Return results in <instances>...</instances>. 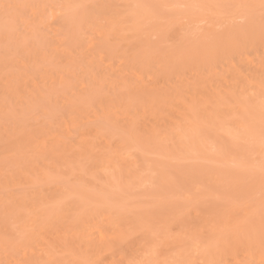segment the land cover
Wrapping results in <instances>:
<instances>
[{
    "label": "rangeland",
    "instance_id": "rangeland-1",
    "mask_svg": "<svg viewBox=\"0 0 264 264\" xmlns=\"http://www.w3.org/2000/svg\"><path fill=\"white\" fill-rule=\"evenodd\" d=\"M97 1L96 7V0H0V218H2V221L0 220L2 223L0 234H2L1 227H7L8 225L9 236L7 239L10 237V240L8 239V246L11 247L20 242L32 243L37 239H33L34 241H32L31 238V242L29 232L34 228L37 229L38 227L40 229V227H44L45 225L46 227L43 229L45 230L44 237L45 239L50 238L46 239V241H54L55 250L61 245L60 243L64 244L67 249V251L62 253L59 251L57 256H53L52 262L48 259L49 264H54L55 262L58 264L57 261L62 264H79L77 260L82 258L79 255L80 249L73 245V241L71 238H67V235L71 237L74 234L77 228V225L74 223L75 221L78 222V218L81 219L82 215L84 218L86 214L91 216L92 213V216L98 217V219L96 217L91 218L97 222V226L93 230L95 234H102L103 237H107L106 241L109 242L113 238L114 233L119 229L118 227L123 226V230L126 229L125 231L128 233V239L114 248L110 246L111 249L108 248L101 252H98L93 247H89L86 260L90 264H130V261L133 260L159 261L160 264H165L166 261L172 260H191L193 264H216V262L217 264H242V262L249 260H254L257 263L261 260L260 178L258 173L250 175L244 172L239 165L242 162H258L261 157L260 145L258 144V140L254 143L249 141L246 143L245 139L241 138L237 140L234 137L238 135V130L241 129L243 123L253 117L258 126L259 97L262 93L261 90L263 89L264 91V26L261 23L260 13L258 9L251 15H247L237 9L208 7L207 10V7L192 9L174 6L192 4L206 6L207 4L208 6L259 4V0H203L204 3L202 0ZM105 4L107 5L105 6ZM5 5L12 7L6 8ZM163 5H168L169 7H161ZM72 6H74L73 9ZM78 6L80 7L78 8ZM128 7L131 10H135L138 15L142 12V15L138 18L140 21L138 25L142 29L138 25L136 27L140 29H134L133 26L132 29L128 26L129 30L125 29L126 31L120 32V29L124 25L121 21L119 23V19H121L120 14L123 13L125 18ZM52 8H55L56 14H62V17L47 18V13L53 10ZM61 8L65 11L67 9V13L68 11L72 13L74 10L70 15L73 17V24L78 31L77 33L74 28L75 34L80 35V38L76 37V50L74 51H72V46L68 47L63 41L65 38H62V36H66L67 32L60 36H58L59 31L57 33L54 32L57 29H61L64 32V27L66 30L70 27L69 25L65 26V22L63 25V21H60L61 19H66L64 21L67 22L68 20L70 24L71 19L70 15H68L69 13L66 14ZM215 9L216 11L219 9V11L216 13ZM131 10L130 12L132 13L133 11ZM211 10L215 12V15L212 14ZM87 11L90 14L92 13V16ZM36 12L43 15L45 13V16L43 17L40 14L43 17L41 18L39 13ZM202 13L205 15L203 16ZM219 13L221 15H218ZM84 14L85 16L83 17ZM86 14L88 15L87 19ZM133 14L136 13L133 12ZM246 15L247 18H245ZM142 16L145 17L142 19ZM57 18H60V20L58 19L59 21H57ZM138 19L135 20V24ZM144 19L147 21L145 24ZM244 19H247L246 22ZM54 20L57 26H55ZM125 20L130 21L127 17ZM128 21H125V25ZM57 22H60V24H57ZM244 24L245 26H243ZM110 28H112L113 37L117 34L122 35V41L118 37L121 44L111 45V42V46L108 44V46L104 47L106 44H104L105 39L109 36V38H112L111 32H108L109 36H105V30H110ZM61 30L60 34H62ZM243 33L246 38H243ZM99 37L103 38L100 39ZM78 39L81 45L77 46ZM95 39L99 40L96 44ZM87 40L89 41L87 42ZM82 41L83 43H81ZM219 42H221L220 45H218ZM64 45L67 47L65 48ZM88 46H91V50L87 49L88 53H86L85 49ZM257 47L260 49L257 50ZM222 48H226L224 50L225 53L221 50ZM238 49L242 51L243 55L240 54L241 51H237ZM248 50L249 57L253 58L252 61L247 56ZM252 50L253 53H251ZM83 51H85L86 55ZM69 53L75 58L79 57L74 62V58L71 56L75 65L79 69L81 68L80 71L78 69L77 72L76 68H72L75 65H72V59H68ZM231 53L234 54H232V57ZM200 54L202 55V63L199 61L201 59ZM203 58L205 63L203 66H206L207 70L202 67ZM258 60H260V63L263 61V64H261L262 72L261 68L259 69L260 64ZM89 61H93L92 64H94L91 65ZM213 61L214 65L212 64ZM86 62L87 64L89 63L90 71L88 72L92 70L93 73L87 72L86 68L88 66L85 67ZM197 63L198 71L195 69L197 68ZM78 64L82 65V67H79ZM257 67L259 71H255ZM138 68L142 70L140 69L139 71ZM229 68L232 70H230L231 72ZM33 69H35V72ZM83 69H86L85 72L88 76L92 74L94 80L98 75V80L104 78L105 83L102 80L103 84L101 82L99 86L102 85L105 88H101L95 94L93 93L94 95L90 102L86 101L87 99L84 101L85 104L83 103L82 105L85 106V109H78L79 105L78 107L76 105L72 107L68 106L70 109L65 108L68 105V102L65 105V101L71 102L72 105L71 100L73 97L71 98L70 95H74L73 92L75 90L77 92L75 94L83 91L81 89L82 91L79 92V86L83 88L82 79L86 78L83 76ZM164 69L167 74L163 73L165 72ZM242 69L243 73H241ZM170 70L175 75L171 76ZM159 71H162V73ZM239 71L241 72L239 73ZM75 72H77V77ZM105 73H108L106 78ZM143 73L146 75L144 76ZM157 74L166 79L163 81L160 78L158 81ZM92 75L86 80L90 82V79H93ZM79 76L83 78L80 80ZM62 77L65 80H62ZM140 77H143V82ZM53 78L55 79L54 83L57 80L60 82L62 80L61 84L57 81L58 85L60 84V87L63 85L64 87H61V89L65 91L67 89L68 92H66L68 94L65 91L63 93L61 89L60 91L59 89L53 90L52 87L48 88V90L52 89L51 101L53 99L52 104L51 101L49 102V107H45V103L35 101V99L34 103L32 99L28 100L32 95L29 91H31V88L33 91L35 83L41 84L40 87H43V84H47V87L52 84ZM156 78L157 80H155ZM45 79L47 82H45ZM69 79L73 80V83ZM207 79L208 82L206 83ZM121 80L127 82L129 85L131 92L129 91L127 95H120L122 94V90H124V87H122L124 82L121 86ZM134 80L140 84V88L139 86L136 87ZM112 81H115L116 84L112 83ZM84 82L86 83V81ZM54 83L52 84L53 87ZM118 84H120L119 87H117ZM71 88L72 92H69ZM117 88H120L119 91L121 92L119 94ZM121 88L123 89L121 90ZM175 88L177 89L175 90ZM219 89H221L220 93H218ZM158 90L160 92L155 93V95L153 91L158 92ZM209 91H212L211 95ZM54 92L55 95L53 94ZM64 94H66V98ZM104 94H107V96H104ZM136 94L139 97H136ZM133 95L136 97V100L133 99V103L130 104ZM168 95L173 99H168ZM124 96L127 97V100ZM111 97L113 102L109 99ZM206 97L207 100H204ZM219 97H221V100L222 98L225 100V104L224 101H219ZM160 100L161 102H159ZM240 100L243 101L240 102ZM203 103L206 109L209 108L208 111H204ZM91 104L92 107H90ZM63 105L65 107H62ZM110 105L114 111L115 109L119 110H116L115 113L111 110ZM97 108L100 113L106 116V120L100 116L101 114L98 113ZM122 108L124 109L122 110ZM4 109L6 112H4ZM96 109L97 113L95 115ZM179 110L180 112H178ZM110 111L111 113H109ZM117 113L119 116H117ZM111 114L113 115L111 116ZM62 118L67 121L71 120V123L68 121L69 124L67 123L66 126L72 133L65 128V121ZM77 119L78 121H76ZM72 120L75 124L81 121L80 127L77 125L76 129L73 128L72 124L74 126L75 124ZM112 124L114 125L112 126ZM98 125L104 129H102L103 136L100 135L98 137L100 142L97 141V144H91V141L88 140L93 139L92 135L96 139L95 134H97ZM80 129H84V131L87 129V132L89 130L88 135L90 134L92 138L89 137L87 140L86 136H84L86 135V131L82 135L81 131L79 132ZM105 130L107 131L104 132ZM74 131L78 134V138ZM191 132L193 134L192 137ZM66 133H70L74 137L70 135L69 138H65L69 136ZM61 135L64 136L65 140L67 139L66 141L69 145L65 143L63 145L61 140L64 139ZM38 136L41 137L42 141L47 140L46 144H50L51 146L52 144L56 145L57 143L55 142L61 141L64 150L59 143L56 147L61 149L56 150V152L55 150H51V152L49 149L51 155L55 154H53V157L47 158L50 154V152L48 153L50 145H48L46 148H43L45 151H43L44 154L41 152V155L40 151L37 150L39 149L37 144L40 143L39 146L43 147L44 143H42L40 138L38 139ZM83 136L88 142L84 143L86 145L90 144L91 147L85 145L84 150L87 152L86 154L84 150L81 151L82 147L81 149H79V146L77 147L80 150L78 152H83L85 156V160H83L81 165L78 164L77 157L74 158L72 156L73 154L75 156V153L78 152H69L68 148H71V146L73 148L72 142L73 144L76 143V138L78 141H81L80 137L83 138ZM59 138L61 139L60 141ZM119 139L122 140L121 143H123V140L124 143H127L124 147L121 145V149L127 152L123 153L122 150L120 157L118 152L117 158L116 151L118 150ZM92 141L93 143L96 142L94 139ZM195 142H198V144ZM92 145H94L93 148L95 150L92 149ZM26 146H28L29 150H27ZM3 147L6 150L2 149ZM52 147L55 148L54 146ZM12 148L15 149L12 151ZM19 148H21L20 154L24 152L23 155L19 154ZM88 148L90 151L92 149L93 152H90ZM101 148L104 149L103 152H101ZM74 149L76 150V147ZM128 149L131 150L129 151ZM61 150L63 152L66 150L65 153L68 151V154L66 153V156L65 154L62 155ZM33 151H35L34 154L32 153ZM108 152L109 155H107ZM110 152H112L111 155ZM45 155L47 156L45 157ZM23 156L22 160L21 157ZM62 156H65L66 160ZM104 156L107 160H105ZM80 157L83 159L82 154ZM25 162L27 165H24ZM53 164L55 165L52 167ZM27 171H34L35 173L33 172L34 175L31 172L23 174V172ZM132 171L133 173H131ZM28 174L32 175L31 179ZM47 175L48 178H46ZM30 181L33 182L30 183ZM43 181L44 183L41 184ZM57 187L61 189L58 190ZM53 191H56L57 195L59 192V195L56 197ZM51 194L55 195V197L53 195L54 202L48 203ZM39 196L43 197V199L45 198V202ZM38 197L41 200H38L37 203L36 199ZM23 198L26 199L25 203L28 199L30 202L28 203L29 205L26 204L25 208H22ZM19 199H21L20 207L19 201H17ZM75 204L80 205L79 207L81 208L77 206L80 211L78 210L77 212L76 210V214H74L75 209H72ZM31 207L32 210L30 211ZM20 209H24L22 213H25V217H21V213H19ZM37 209L40 211L37 212ZM67 210H70V216L67 214L69 213ZM40 213L41 216H39ZM42 214L48 215V218H43ZM17 215L20 219H24L21 222L17 221L19 219ZM57 216L59 217V221ZM33 219H35L36 224L34 225L36 227L34 225V227H31ZM40 220H44L43 223ZM4 221H6V225ZM65 240H68V245H65ZM97 242L101 245L103 243L96 239L92 244H97ZM32 246L34 245L32 244ZM34 247H38V242H35ZM2 253L0 261L3 264L2 259L8 257L6 256L8 253L6 252L5 254V251ZM258 255L259 259L257 258ZM43 258L46 261L50 256L46 259L45 257ZM19 259L24 258L19 257ZM37 260L43 261L39 258ZM47 261L45 262L46 264L48 263Z\"/></svg>",
    "mask_w": 264,
    "mask_h": 264
},
{
    "label": "bare ground",
    "instance_id": "bare-ground-1",
    "mask_svg": "<svg viewBox=\"0 0 264 264\" xmlns=\"http://www.w3.org/2000/svg\"><path fill=\"white\" fill-rule=\"evenodd\" d=\"M108 1H110V0H108ZM199 1V0H198ZM201 1V0H200ZM203 1V0H202ZM40 2V1H39ZM97 3H98V1L96 0V7H97ZM109 3V2H108ZM107 3V4H108ZM203 3H204V1H203ZM208 3V2H207ZM47 4V3H46ZM45 4V5H46ZM107 4H105V6L107 5ZM110 4V3H109ZM109 4H108V6H109ZM89 6V5H88ZM93 6H94V4H93ZM207 6H208V4H207ZM42 7H43V5H42ZM53 7H54V5H53ZM80 6H78V8H79ZM134 7V6H133ZM139 7V6H138ZM37 8H38V3H37ZM45 8H47V7H45ZM74 8V6H72V9ZM142 8V7H141ZM144 8V7H143ZM53 10L55 9V8H52ZM58 9V8H57ZM62 10H64L63 8H61ZM67 9H68V7H67ZM67 9H66V11H67ZM75 9H77L76 7H75ZM107 9H109L108 7H107ZM193 9V8H192ZM202 9V8H201ZM53 10H51V11H49L48 13H47V18H55L56 16H59V17H62V14H60V15H58V14H56L55 13V10H54V13H53ZM71 10V9H70ZM78 10V9H77ZM124 10H125V8H124ZM130 10L131 9H129V7L126 9V17H127V19H129L130 21H131V25H130V21H128V20H125V18H124V16H123V13H121L120 14V17H121V19H119V23H120V21H121V23L122 24H124L123 26H122V28L120 29V32L121 31H124L125 29H128V26L130 27V28H132V26L134 27V29L136 28V29H140L141 27L138 25V24H140V21H139V16L140 15H142V12L138 15V13L135 11V10H131V11H133V12H135L136 14H133V12L131 13L130 12ZM207 10H208V7H207ZM213 10H214V8H213ZM47 11V10H46ZM45 11V12H46ZM65 11V10H64ZM65 11V12H66ZM72 11V10H71ZM92 11V10H91ZM215 11H216V9H215ZM218 11H219V9H218ZM218 11H216V13L218 12ZM225 11V10H224ZM34 12V11H33ZM74 12V10L72 11V13ZM77 12V11H76ZM88 12V11H87ZM94 12V11H93ZM129 12H130V14H129ZM196 12H198V11H196ZM211 12H212V14H214L215 15V12H213L212 10H211ZM36 13H39V12H36ZM36 13H34V15L35 16H37L36 15ZM68 13H69V11H68ZM67 12H66V14H68ZM71 13V12H70ZM70 13L68 14V15H70ZM71 13V14H72ZM128 13V14H127ZM190 13V12H189ZM194 13H195V11H194ZM244 13V12H243ZM40 14H42V13H39V15ZM88 14H90V12H88ZM92 14V13H91ZM90 14V16H92ZM148 14V13H147ZM193 14V13H192ZM199 14V13H198ZM212 14H211V16H212ZM43 15V14H42ZM68 15H67V17H68ZM87 15V14H86ZM124 15H125V12H124ZM128 15V16H127ZM144 15V14H143ZM201 15V14H200ZM202 15H203V13H202ZM205 15V14H204ZM203 15V16H204ZM209 15V14H208ZM218 15H221L220 13L218 14ZM45 16V13H44V15H43V17ZM64 16V15H63ZM85 16V14L83 15V17ZM89 16V17H90ZM138 16V17H137ZM40 17H41V15H40ZM43 17H41V18H43ZM66 17V16H65ZM70 17H71V15H70ZM143 17H145V16H142V19H143ZM201 17V16H200ZM216 17V16H215ZM250 17V16H249ZM29 18H30V16H29ZM38 18V17H37ZM46 18V17H45ZM80 18V17H79ZM88 18V15H87V17H86V19ZM93 18V17H92ZM124 18V19H123ZM194 18V17H193ZM39 19V18H38ZM60 20V18H57L56 20L57 21H59ZM67 19H70V18H67ZM94 19V18H93ZM111 19H112V17H111ZM132 19V20H131ZM134 19V20H133ZM138 19V21L136 22V24L134 23L135 22V20H137ZM212 19H213V17H212ZM238 19V18H237ZM241 19V18H240ZM44 20V19H43ZM48 20V19H47ZM64 20H66V19H61L60 21L62 22L63 21V25H64V22H65V26L67 25H69L70 27H69V29L67 28V30L65 29V27H64V32H62V30H61V33L62 34H60L59 32H60V30L59 29H57V30H55L54 32H58V36H60V35H63L64 33H66V36L64 35V36H62V38L64 37L65 38V40L63 39V41L65 42V45H67L68 47H70V46H72V51H74V50H76V45H75V42H76V37L77 38H80V35H78V34H75L76 32H75V25L73 24V17H71V19H70V24L68 23V20H67V22L66 21H64ZM72 20V21H71ZM77 20V19H76ZM106 20H107V18H106ZM207 20V19H206ZM210 20V19H209ZM246 20L247 19H244V21L246 22ZM51 21V20H50ZM88 21V20H87ZM91 21V20H90ZM125 21H128L127 23H126V25H125ZM143 21H145V19L143 20ZM233 21H234V18H233ZM243 21V20H242ZM248 21H250V20H248ZM40 22V21H39ZM54 22H55V26H57L56 25V21L54 20ZM92 22V21H91ZM109 22H110V18H109ZM111 22H113V21H111ZM147 21H145L144 22V24L146 23ZM211 22V21H210ZM60 24V22H57V24ZM103 23L105 24V22L103 21ZM114 23H115V21H114ZM129 23V24H128ZM141 23H142V21H141ZM188 23V22H187ZM41 24H42V22H41ZM54 24V23H53ZM111 24V23H110ZM109 24V25H110ZM235 24V23H234ZM247 24V23H246ZM29 25V24H28ZM38 25V24H37ZM90 25H91V23H90ZM138 25V27H140V28H137L136 26ZM188 25H189V23H188ZM237 25V24H236ZM240 25V24H239ZM248 25H249V23H248ZM25 26V25H24ZM78 26V25H77ZM81 26V25H80ZM106 26V25H105ZM243 26H245V24L243 25ZM242 26V27H243ZM59 27H60V25H59ZM63 27V26H62ZM85 27V26H84ZM186 27H188L187 25H186ZM75 28V29H74ZM91 28V27H90ZM256 28H258V27H256ZM4 29V28H3ZM111 29L112 28H110V30H105V36L107 37V36H109L108 35V32L110 33L111 32V34H112V31H111ZM133 29V28H132ZM142 29V28H141ZM193 29V28H192ZM246 29V28H245ZM249 29V28H248ZM129 30V29H128ZM253 30V29H252ZM76 31H77V29H76ZM118 31V30H117ZM126 31V30H125ZM248 31V30H247ZM2 32H4V30H2ZM6 32V31H5ZM36 32V31H35ZM94 32V31H93ZM103 32H104V30H103ZM240 32V31H239ZM238 32V33H239ZM251 32V31H250ZM77 33H78V31H77ZM80 33V32H79ZM31 34V33H30ZM30 34H29V36H30ZM84 34H85V32H84ZM91 34V33H90ZM32 35V34H31ZM53 35V34H52ZM76 35H78V36H76ZM83 35V34H82ZM81 35V36H82ZM92 35H93V33H92ZM104 35V34H103ZM227 35H228V32H227ZM233 35V34H232ZM243 35H244V33H243ZM42 36V35H41ZM54 36H56V35H54ZM95 36V35H94ZM105 36H104V39H105ZM121 36L122 35H119V34H117V35H115L114 37H113V34H112V38H107V39H105V41H104V44H105V46L104 47H106V46H108V44H109V46H111V45H117V43H119V39H118V37L121 39ZM219 36V35H218ZM51 37V36H50ZM97 37H98V35H97ZM61 38V37H60ZM100 38V37H99ZM98 38V39H99ZM101 38H103V37H101ZM100 38V39H101ZM243 38H246V36L244 35L243 36ZM255 38V37H254ZM85 39V38H84ZM84 39H83V41H84ZM216 39V38H215ZM219 39V38H218ZM82 40V39H81ZM91 40V39H90ZM94 40V39H93ZM96 40V39H95ZM107 40H108V42H107ZM217 40V39H216ZM261 41H262V39H260ZM46 41V40H45ZM55 41V40H54ZM62 41V43H64ZM83 41L81 42V43H83ZM89 40H87V42H88ZM117 41V42H116ZM121 41H122V39H121ZM260 41V42H261ZM53 42V41H52ZM85 42V41H84ZM97 42H99V40L97 41H95V44L97 43ZM102 42V41H101ZM112 42V43H111ZM115 42H116V44H115ZM216 42V41H215ZM57 43H58V41H57ZM59 43H60V41H59ZM86 43V42H85ZM110 43H111V45H110ZM220 43L221 42H219V44L218 45H220ZM241 43V42H240ZM103 44V43H102ZM103 44V45H104ZM119 44H121V42L119 43ZM50 45H51V43H50ZM64 45V47L66 48L67 46H65ZM78 45H81V44H79V39H78V43H77V46ZM83 45H85V44H83ZM82 45V46H83ZM103 45H102V47H103ZM216 45H217V43H216ZM222 45V44H221ZM62 46V45H61ZM60 46V47H61ZM226 46V45H225ZM239 46H241L240 44H239ZM238 46V47H239ZM81 47V46H80ZM94 47V46H93ZM235 47V49H236V45L234 46ZM233 47V48H234ZM40 48V47H39ZM91 48V46H88L86 49H85V47H84V49H85V51H86V53H88L87 52V49L89 50ZM255 48H256V46H255ZM263 48H264V44H263ZM56 49H58L57 47H56ZM62 49H63V47H62ZM67 49H69V48H67ZM226 49V48H225ZM225 49H221V50H225ZM250 49V48H249ZM258 49H260V48H258L257 47V50ZM51 50V49H50ZM49 50V51H50ZM66 50V49H65ZM81 50H83V49H81ZM91 50V49H90ZM95 50V49H94ZM241 50L243 51V49L241 48ZM240 49H238L237 51H241ZM70 51V50H69ZM85 51H83L84 53H85ZM217 51H218V47H217ZM217 51H216V53H217ZM219 51H220V48H219ZM228 51H229V48H228ZM232 51H234V50H232ZM236 51V50H235ZM242 51H241V53L240 54H242ZM247 51V50H246ZM68 52V51H67ZM80 52V51H79ZM226 52H227V50H226ZM231 52V51H230ZM245 52V51H244ZM261 52H263V51H261ZM55 53H56V51H55ZM76 53V52H75ZM78 53V52H77ZM83 53V54H84ZM86 53H85V55H86ZM204 53V52H203ZM211 53L213 54V51L211 50ZM215 53V52H214ZM224 53H225V51H224ZM223 53V54H224ZM247 53V52H246ZM251 53H253V50L251 51ZM66 54V53H65ZM70 54V53H69ZM218 54V53H217ZM222 54V53H221ZM232 54L233 53H231V57H232ZM264 54V53H263ZM85 55H83V57H85ZM90 55V54H89ZM183 55V54H182ZM204 55V54H203ZM225 55V54H224ZM223 55V57L225 58V56ZM234 55V54H233ZM243 55V54H242ZM74 58V62H75V60L78 58L79 59V57H77V58H75L72 54H70L69 55V57H68V59H72V57ZM82 56V55H81ZM88 56V55H87ZM201 54H200V58H201ZM206 56V55H205ZM247 56L249 57V50H248V54H247ZM66 57H67V54H66ZM204 57V56H203ZM220 57H221V55H220ZM86 58V57H85ZM85 58H84V60H85ZM111 58V57H110ZM194 58V57H193ZM238 58V57H237ZM250 59H251V57H249ZM68 59H66L67 61H68ZM187 59V58H186ZM195 59V58H194ZM248 59V58H247ZM253 59V58H252ZM252 59H251V61H252ZM196 60H197V58H196ZM202 58L199 60L201 63H202ZM206 60V59H205ZM244 60V59H243ZM249 60V59H248ZM70 62H71V60H69ZM87 61V60H86ZM222 61V60H221ZM227 61V60H226ZM233 61H234V59H233ZM250 61V60H249ZM259 61V64H260V66H259V69L262 67V65L261 64H263V61L260 63V60H258ZM72 62H73V59H72ZM73 62V66L75 65V63ZM78 62V61H77ZM90 62V61H89ZM92 62L93 61H91L90 63H91V65H93L92 64ZM127 62V61H126ZM177 62V61H176ZM220 62V61H219ZM235 62V61H234ZM83 63V62H82ZM173 63V62H172ZM212 63V62H211ZM229 63V62H228ZM247 63H249V62H247ZM89 64V63H88ZM88 64H87V62H86V65H85V67H87L88 66ZM175 64V63H174ZM213 65H214V61H213V63H212ZM219 64V63H218ZM242 64V63H241ZM252 64V63H251ZM68 65H69V63H68ZM71 65V64H70ZM79 65V64H78ZM194 65H195V63H194ZM203 65H205V63H204V58H203V64H202V67L203 68H205V70H207L206 69V66L204 67ZM232 65H233V63H232ZM124 66V65H123ZM134 66H135V63H134ZM199 66H200V63H199ZM208 66H210V65H208ZM221 66V65H220ZM248 66H250V65H248ZM252 66V65H251ZM264 66V65H263ZM25 67V66H24ZM79 67H82V65L80 66L79 65ZM84 67V66H83ZM91 67V66H90ZM133 67V66H132ZM202 67H201V69H202ZM211 67V66H210ZM229 67H230V65H229ZM253 67V66H252ZM36 68V67H35ZM72 68H76L77 69V72H78V66L77 65H75V67H72ZM119 68H120V66H119ZM163 68H164V66H163ZM200 68V67H199ZM215 68H217V67H215ZM231 68H233V67H231ZM238 68H239V65H238ZM242 68V67H241ZM251 68V67H250ZM69 69V68H68ZM70 69H71V67H70ZM69 69V70H70ZM81 69V68H80ZM80 69H79V71H80ZM87 69V72L88 71H90L89 69V66L86 68ZM86 69H83L82 71H84V73H85V75H84V73H83V76H85L86 78H83V77H80L79 76V78H80V80H81V78H83L84 79V81H86V83L83 81V79H82V85H83V88L81 87V86H79L80 87V89H79V92L80 91H82L81 89H83V91L82 92H78L79 94H75V93H77L76 92V90H75V92H73L74 93V95H70L71 96V98H72V100L71 99H69V100H71L72 101V105H71V102L69 103V101H65L66 103H65V105H67V102H68V105H67V107H65V105H63L62 107H65V108H69L68 106H70V107H72V106H77L78 107V105H79V108L78 109H81V108H84L85 109V106L84 105H82L83 103L85 104V100L86 101H89L90 102V100H92V96L95 94V93H97L98 92V90H100L101 88H105V86L103 87L102 85L101 86H99L100 84H101V82H102V80H104V78H102V75H101V80L99 79L98 80V76H97V78H95V80H94V76H93V79L91 78L90 80V82L88 81V80H86V79H89V77L91 76V75H89L88 76V74L85 72V70ZM102 69V68H101ZM136 69V68H135ZM140 69L141 68H138V70L140 71ZM178 69V68H177ZM181 69H183V68H181ZM196 70L198 69V63H197V68H195ZM218 69V68H217ZM222 69H223V67H222ZM225 69V68H224ZM227 69V68H226ZM244 69V68H243ZM243 69H242V72L241 71H239V73L241 72V73H243ZM35 69H33V71H34ZM123 70V69H122ZM129 70V69H128ZM137 70V71H138ZM142 70V69H141ZM168 71H169V69H167ZM171 70H173V69H171ZM171 70H170V72L169 73H171V76H173V75H175L174 73H173V71L171 72ZM195 70V71H196ZM213 70V69H212ZM231 69L229 68V71H230ZM235 70V69H234ZM256 70H258V67H257V69L255 68V71ZM33 71H32V73H33ZM76 71V70H75ZM137 71H136V73H137ZM148 71V70H147ZM146 71V72H147ZM163 71V70H162ZM162 71H159L160 73H162ZM164 71H165V69H164ZM177 71V70H176ZM198 71V70H197ZM232 71V70H231ZM230 71V72H231ZM238 71V70H237ZM259 71V70H258ZM263 71H264V69H263ZM35 72V71H34ZM36 72H37V69H36ZM77 72H75V75H76V73ZM91 72L93 73V71L91 70ZM91 72H88V73H91ZM102 72V71H101ZM179 72H180V70H179ZM204 72V71H203ZM223 72H224V70H223ZM261 72H262V68H261ZM80 73V72H79ZM78 73V74H79ZM164 74H167L166 73V71L165 72H163ZM173 73V74H172ZM198 73H200V72H198ZM217 73H219V72H217ZM235 73V72H234ZM244 73H245V71H244ZM40 74V73H39ZM61 74V73H60ZM64 74H65V72H64ZM97 74H98V72H97ZM96 74V75H97ZM107 74L108 73H105V78L107 77ZM225 74H226V72H225ZM236 74V73H235ZM255 74V73H254ZM261 74V73H260ZM18 75V74H17ZM56 75V74H55ZM80 75H81V73H80ZM96 75H95V77H96ZM143 75H144V73H143ZM143 75H141V76H143ZM146 75V74H145ZM144 75V76H145ZM158 75V74H157ZM156 75V76H157ZM230 75V74H229ZM57 76V75H56ZM64 76V75H63ZM65 76H67V75H65ZM74 76V75H73ZM110 76H111V74H110ZM154 76V75H153ZM187 76V75H186ZM220 76V75H219ZM258 76H259V74H258ZM76 77H77V75H76ZM88 77V78H87ZM103 77H104V75H103ZM136 77V76H135ZM223 77V76H222ZM254 77V76H253ZM27 78V77H26ZM50 78V77H49ZM57 79H59L58 77H56ZM66 78V77H65ZM72 78H74V77H72ZM122 78V77H121ZM141 78V77H140ZM158 81L160 80V78L161 79H163V77H160L159 75H158ZM157 78L155 79V80H157ZM209 78V77H208ZM215 78H216V76H215ZM243 78H244V74H243ZM248 78V77H247ZM31 79V78H30ZM60 79H61V77H60ZM64 78L62 77V80H63ZM75 79V78H74ZM117 79V78H116ZM124 79V78H123ZM142 79H143V77L141 78V81H142ZM166 78H164L163 79V81L165 80ZM213 79V78H212ZM219 79V78H218ZM221 79V78H220ZM37 80V79H36ZM48 80V79H47ZM53 81H52V84L54 83V81H55V79L53 78L52 79ZM62 80H61V82H62ZM65 80V79H64ZM79 80V81H80ZM150 80V79H149ZM232 80V79H231ZM58 81V80H57ZM55 82L54 84V87H53V85L51 84V83H49V84H51V85H49V86H47L46 87V85H44L43 84V87H40V85L39 84H37V83H35L36 85H35V88H33V91H32V88H31V91H29L30 92V94H32L31 96H30V98H28V100L29 99H32V101H33V103H34V99H35V101H40L41 103H45V107H49L50 105H49V102L51 101V94H52V89L54 90H56V89H61V87H64L63 85L60 87V84H61V82L60 81H58V82H60V84L58 85V82ZM69 81H71L70 79H69ZM122 82H120V84H121V86H122V83L124 82L123 80H121ZM131 81V80H130ZM216 81H217V79H216ZM248 81V80H247ZM34 82H35V80H34ZM39 82V81H38ZM45 82H47L46 81V79H45ZM68 82V81H67ZM115 83V81H112V83ZM132 82H133V80H132ZM134 82H136L135 80H134ZM143 82V81H142ZM168 82V81H167ZM170 82V81H169ZM206 83L208 82V79H207V81H205ZM63 83H64V81H63ZM71 83H73V80L71 81ZM70 83V84H71ZM80 83H81V81H80ZM100 83V84H99ZM104 83H105V80H104ZM111 83V84H112ZM131 83V82H130ZM153 83V82H152ZM155 83V82H154ZM159 83V82H158ZM176 83V82H175ZM186 83H188V82H186ZM218 83H219V81H218ZM226 83V82H225ZM57 84V85H56ZM65 84V83H64ZM102 84H103V82H102ZM116 84V83H115ZM120 84H118V86L117 87H119V85ZM134 84V83H133ZM139 83H135V85H136V87H138L139 86V88L141 87L140 86V84L138 85ZM222 84V83H221ZM228 84V83H227ZM236 84V83H235ZM39 85V86H38ZM65 85H67V83L65 84ZM108 85V84H107ZM110 85V84H109ZM127 85H128V83L127 82H124L123 83V86L122 87H124V90H122L123 88H121V90H122V94H120L121 96H123V94H126L127 95V93H129V85H128V87H127ZM174 85V84H173ZM178 85V84H177ZM204 85H205V83H204ZM208 85V84H207ZM223 85V84H222ZM250 85V84H249ZM58 86V87H57ZM72 86V85H71ZM112 86V85H111ZM176 86V85H175ZM212 86H213V84H212ZM226 86V85H225ZM225 86H224V88H225ZM238 86V85H237ZM29 87V86H28ZM31 87V86H30ZM50 87H52V89L50 90H48V88H50ZM57 87V88H56ZM159 87V86H158ZM251 87V86H250ZM260 87V86H259ZM46 88V89H45ZM65 88H66V86H65ZM69 88H70V86H69ZM68 88V89H69ZM77 88V87H76ZM132 88H134V87H132ZM146 88V87H145ZM167 88V87H166ZM169 88H170V85H169ZM217 88H218V86H217ZM257 88H258V86H257ZM30 89V88H29ZM111 89V88H110ZM115 89H116V87H115ZM127 90V92H126V90ZM136 89V88H135ZM148 89V88H147ZM162 89V88H161ZM173 89V88H172ZM177 88H175V90H176ZM187 89V88H186ZM185 89V90H186ZM234 89V88H233ZM256 89V88H255ZM62 90V92L64 93V91L65 90H63V89H61ZM60 90V91H61ZM97 90V91H96ZM117 90H118V94H119V92H121V91H119L120 90V88H117ZM166 90V89H165ZM181 90H183V89H181ZM216 90V89H215ZM220 90L221 89H219V91H218V93H220ZM227 90V89H226ZM228 90H229V88H228ZM66 91H67V89H66ZM65 91V92H66ZM72 92V88H71V90H69V92ZM96 91V92H95ZM125 91V92H124ZM140 91V90H139ZM141 91H143L142 89H141ZM151 91V90H150ZM179 92H180V90H178ZM207 91V90H206ZM217 91V90H216ZM215 91V92H216ZM224 92H225V90H223ZM261 91H263V89L261 90ZM27 92V91H26ZM57 92V91H56ZM68 92V91H67ZM66 92V93H67ZM131 92V91H130ZM154 92V94L156 93H159L160 91L158 90V92H155V91H153ZM163 92V91H162ZM161 92V93H162ZM165 92V91H164ZM171 92V91H170ZM195 92V91H194ZM204 92V91H203ZM208 92V91H207ZM210 92V91H209ZM212 92V91H211ZM211 92H210V95H211ZM222 92V91H221ZM230 92V91H229ZM260 92V91H259ZM61 93V92H60ZM94 93V94H93ZM152 93V92H151ZM176 93V92H175ZM223 93V92H222ZM27 94H28V92H27ZM30 94H28V95H30ZM54 95H55V92L53 93ZM68 94V93H67ZM92 94V95H91ZM155 94V95H156ZM183 94H187V93H183ZM208 94V93H207ZM97 95V94H96ZM135 95V94H134ZM134 95H133V98H132V100H131V103L130 104H132L133 102V99H135L136 100V97H139V95H137L136 94V97H134ZM143 95V94H142ZM175 95V94H174ZM181 95H182V93H181ZM209 95V96H210ZM221 95V94H220ZM57 96H58V93H57ZM66 96V94H64V97ZM68 97H69V95H67ZM104 96H107V94H104ZM53 97V96H52ZM87 97V98H86ZM88 97H90L89 98V100H88ZM120 97V96H119ZM162 97H163V95H162ZM174 97V96H173ZM185 97V96H184ZM200 97V96H199ZM198 97V98H199ZM66 98V97H65ZM124 98L127 100V97H125L124 96ZM143 98V97H142ZM159 98H161V97H159ZM158 98V99H159ZM169 98H171V99H173L172 97H170L169 95H168V99ZM175 98H176V96H175ZM220 98V100L219 101H224V104H225V100H223V98H222V100H221V97H219ZM21 99V98H20ZM109 99H111L110 101H112L113 102V99H112V97L111 98H109ZM157 99V100H158ZM204 99V98H203ZM259 99H260V97H259ZM23 100V99H22ZM27 100V101H28ZM66 100V99H65ZM97 100V99H96ZM164 100H165V98H164ZM164 100L162 99V101L164 102ZM176 100H177V98H176ZM202 100V99H201ZM204 100H207V97H206V99H204ZM203 100V101H204ZM217 100V99H216ZM52 101H53V99H52ZM51 101V104L53 103ZM107 101V100H106ZM117 101V100H116ZM181 101V100H180ZM198 101V100H197ZM214 101V100H213ZM241 101H243V100H240V102ZM30 102V101H29ZM103 102H105V101H103ZM102 102V103H103ZM159 102H161V100L159 101ZM163 102H162V106H163ZM165 102H166V100H165ZM164 102V103H165ZM168 102V101H167ZM169 102H170V100H169ZM56 103V102H55ZM88 103V102H87ZM101 103V102H100ZM110 103V102H109ZM127 103H128V105H129V102L127 101ZM202 103V102H201ZM32 104V103H31ZM48 104V105H47ZM64 104V103H63ZM81 104V105H80ZM112 104V103H111ZM169 104H171V103H169ZM172 104H173V102H172ZM188 104H189V102H188ZM243 104H244V102H243ZM47 105V106H46ZM56 105H58V103H56ZM87 105V104H86ZM168 105V104H167ZM175 105V104H174ZM185 105H186V102H185ZM218 105V104H217ZM221 105H222V103H221ZM231 105V104H230ZM238 105V104H237ZM44 106V105H43ZM81 106V107H80ZM98 106V105H97ZM111 106V105H110ZM115 106H116V103H115ZM130 106V105H129ZM166 106V105H165ZM169 106V105H168ZM201 106H202V104H201ZM203 106H204V108H205V110L204 111H208V106H207V108L208 109H206V106H205V104L203 103ZM212 106V105H211ZM214 106H215V103H214ZM241 106H242V104H241ZM76 107V108H77ZM90 107H92V104H91V106ZM120 107V106H119ZM102 108V107H101ZM111 108H112V106H111ZM110 108V109H111ZM218 108H219V106H218ZM223 108H225V107H223ZM230 108V107H229ZM64 109V108H63ZM70 109V108H69ZM98 109V108H97ZM97 109L95 110V115H96V113H97ZM103 109V108H102ZM124 108H122V110H123ZM191 109V108H190ZM201 110H202V108H200ZM210 109H211V107H210ZM240 109V108H239ZM250 109V108H249ZM259 109V108H258ZM104 110V109H103ZM112 111H114L113 110V108L111 109ZM116 110H119V109H115V113H116ZM214 110V109H213ZM220 110V109H219ZM50 111V110H49ZM105 111V110H104ZM107 111H108V109H107ZM106 111V112H107ZM197 111V110H196ZM216 111V110H215ZM4 112H6L5 111V109H4ZM178 112H180V110L178 111ZM184 112V111H183ZM194 112V111H193ZM192 112V113H193ZM211 112H213L212 110H211ZM256 112H257V110H256ZM98 113H100L99 112V109H98ZM109 113H111V111L109 112ZM125 113V112H124ZM52 114H53V112H52ZM57 114V113H56ZM101 115V117H103V119L105 118V120H106V116H104L103 115V113H100ZM114 114V113H113ZM113 114H111V116L113 115ZM197 114V113H196ZM210 114V113H209ZM63 115V114H62ZM241 115H242V113H241ZM46 116V115H45ZM52 116V115H51ZM60 116V115H59ZM98 116V115H97ZM117 116H119V114L117 113ZM243 116V115H242ZM252 116V115H251ZM95 119V118H94ZM46 120V119H45ZM55 120V119H54ZM62 120H63V118H62ZM83 120V119H82ZM100 121H101V119H99ZM47 121V120H46ZM60 121H61V119H60ZM63 121H65V126L67 125V123H68V121H70V123H71V120H63ZM74 121H75V119H74ZM73 120H72V122L75 124V122H74ZM76 121H78V119L76 120ZM118 121V120H117ZM116 121V122H117ZM120 121V120H119ZM81 122V121H80ZM76 123L75 124V126L72 124V127L73 128H75L76 129V127H77V125L80 127V125H81V123ZM103 122H105V121H103ZM114 122V121H113ZM7 123V122H6ZM94 123V122H93ZM115 123V122H114ZM239 123V122H238ZM69 124V123H68ZM121 124V123H120ZM103 125H105V124H103ZM114 124H112V126H113ZM98 127H99V125H98ZM67 130H68V128H67V126L65 127ZM69 128L70 129H72L70 126H69ZM97 128V127H96ZM98 130H97V134H95V136H96V139L94 138V136L92 135V137H93V139L96 141V142H94L93 143V139H90V140H88V138L89 137H91L90 136V134L88 135V132H89V130H88V132H87V129L84 131V129H80L79 130V132L81 131V134L83 135V133L85 132L86 133V135H84V136H86V138H87V140L88 141H91V144H97V141H99L98 140V137L101 135V136H103V134H102V129L103 128H97ZM100 129H101V133H100ZM77 130H78V128H77ZM104 130V129H103ZM69 132H70V130H68ZM72 131V130H71ZM83 131V132H82ZM107 130H105L104 132H106ZM75 132V131H74ZM55 133V132H54ZM61 133V132H60ZM70 133H72V132H70ZM70 133H66L67 135H69L68 137H65V138H69L70 137V135L72 136V137H74L72 134H70ZM76 133V132H75ZM84 133V134H85ZM91 133V132H90ZM49 134H50V132H49ZM77 134V133H76ZM51 135H53L52 133H51ZM189 135V134H188ZM83 136V138L82 137H80V139H81V141H78V134H77V138H76V143H74L75 144V146H74V144H73V142H72V145H73V148H72V146H71V148H68V151L69 152H71V151H73V153L76 151V152H78V150L79 149H81V147H82V149H81V151L82 150H84L85 149V143L84 142H86V143H88L87 142V140L85 139V137ZM106 136H107V134H106ZM105 136V137H106ZM193 136V134H192V132H191V137ZM52 137H54V136H52ZM56 137H57V134H56ZM59 137V136H58ZM61 137H63V139H64V136L63 135H61ZM91 137V138H92ZM112 137V136H111ZM199 137V136H198ZM208 137V136H207ZM40 138V140H41V137H39L38 136V139ZM187 138H188V136H187ZM58 139V138H57ZM123 139V138H122ZM125 139V138H124ZM185 139V138H184ZM190 139V138H189ZM209 139V138H208ZM61 139L59 138V141H60ZM65 140V139H64ZM64 140H61L62 141V143H63V145H64V143L65 144H68V142L65 140V142H64ZM72 140H73V138H72ZM82 140H83V142H82ZM120 140V139H119ZM132 140V139H131ZM193 140V139H192ZM196 140V139H195ZM42 141V140H41ZM47 141V140H46ZM46 141H42V143H44V145H43V147H40L39 145H40V143H38L37 145H38V148L39 149H37L38 151H40V154H41V152H43V151H45V149H43V148H46L48 145H50V144H46ZM61 141L60 142H55V143H57V144H61V148H62V143H61ZM74 141V140H73ZM74 141V142H75ZM121 141L122 140H120V142H119V145H118V147H117V151H116V153H117V158H118V152H119V157H120V155H122V154H120V152L123 150V153L124 152H127V151H125L124 149H121V145L124 147V146H126V144L127 143H124V140H123V143H121ZM137 141V140H136ZM35 142H36V140H35ZM37 142H39L38 140H37ZM53 142V143H54ZM100 142V141H99ZM200 142H201V140H200ZM248 141H246V143H247ZM41 143V144H42ZM79 143V144H78ZM191 143H192V141H191ZM195 143H197L198 144V142H195ZM252 143H254V142H252ZM56 144V145H57ZM123 144H125V145H123ZM193 144H194V141H193ZM258 144H259V142H258ZM56 145H53L52 144V146H54L55 148H53L51 145H50V148H48V153L52 150H55V152H56V150H60L61 148H59L58 149V147H56ZM69 145V144H68ZM67 145V146H68ZM77 145V146H76ZM82 145V146H81ZM254 146H256L255 144H253ZM29 147H30V145H28ZM28 146H26L27 147V150H29V148H28ZM79 146V149L77 148ZM87 147H91L90 146V144L89 145H86ZM200 146V145H199ZM60 147V146H59ZM65 147V146H64ZM76 147V150L74 149ZM84 147V148H83ZM94 145H92V149L93 150H95L94 148ZM122 147V148H123ZM131 147V146H130ZM120 148V149H119ZM191 148V147H190ZM252 148V147H251ZM2 149H5L4 147L2 148ZM13 149H15V148H12V151H13ZM23 149V148H22ZM49 149H50V151H49ZM63 150H64V148H62ZM70 149V150H69ZM74 149V150H73ZM92 149H91V151H90V149L88 148V150L90 151V152H93L92 151ZM125 149H127L126 147H125ZM253 149V148H252ZM6 150V149H5ZM11 150V149H10ZM20 150H21V148H19V154H20ZM24 150V149H23ZM35 150V149H34ZM63 150H61V153H62V155H64L65 154V156H66V153L68 152H66L65 153V151L63 152ZM101 150V152H103L104 151V149H100ZM110 150H111V148H110ZM129 151L131 150V149H128ZM139 150V149H138ZM11 151V152H12ZM26 151V150H25ZM31 151V150H30ZM36 151V150H35ZM35 151H33L32 153L34 154L35 153ZM51 151V152H52ZM80 151V150H79ZM143 151V150H142ZM141 151V152H142ZM4 152V151H3ZM51 152H50V154H49V156H47V155H45V157L47 156V158L48 157H53V154H55V153H53L52 155H51ZM112 152H113V150H112ZM112 152H110V155L112 154ZM133 152V151H132ZM144 152V151H143ZM143 152H142V154H143ZM1 153H2V151H1ZM8 153V152H7ZM18 153V152H17ZM24 153V152H23ZM23 153L22 154H20V155H23ZM37 153H39V152H37ZM36 153V154H37ZM57 153H58V151H57ZM80 152H78V153H75V156H74V154L72 155L74 158H76L77 159V162H78V164H81V163H83V160H85V156L83 155V152H81L80 154H79ZM84 153L86 154L87 152L84 150ZM11 154V153H10ZM43 154H44V152H43ZM68 154V153H67ZM71 154V153H70ZM82 154V156H83V159H82V157H80V155ZM13 155V154H12ZM26 156H27V154H25ZM42 155V154H41ZM106 155V154H105ZM107 155H109V152H108V154ZM128 155V154H127ZM65 156H62V158L64 157V159H65ZM87 156V155H86ZM138 156V155H137ZM2 157H3V155H2ZM30 157V156H29ZM50 157V158H51ZM113 157V156H112ZM128 157V156H127ZM1 158V157H0ZM23 158H24V156L23 157H21V159L23 160ZM104 158H105V160H107L106 159V157L104 156ZM42 159V158H41ZM58 159H61V158H58ZM87 159V158H86ZM109 159V158H108ZM110 159H112V158H110ZM134 159V158H133ZM185 159V158H184ZM27 160H28V158H27ZM26 160V161H27ZM38 160V159H37ZM50 160V159H49ZM66 160V159H65ZM65 160H63V161H65ZM90 160V159H89ZM24 161H25V159H24ZM23 161V162H24ZM92 161V160H91ZM28 162V161H27ZM76 162V163H77ZM134 162L135 163H137L135 160H134ZM62 163V162H61ZM69 163V162H68ZM126 163H127V158H126ZM38 164V163H37ZM64 164V163H63ZM71 164V163H70ZM93 164H94V162H93ZM106 164V163H105ZM24 165H27L26 164V162H25V164ZM45 165H46V162H45ZM48 165V164H47ZM55 164H53L52 165V167L54 166ZM72 165V164H71ZM82 165V164H81ZM92 165V164H91ZM51 166V165H50ZM107 166V165H106ZM69 167H70V165H69ZM129 167V166H128ZM136 167V166H135ZM20 168H22V167H20ZM25 168H26V166H25ZM34 168H35V166H34ZM37 168H39V167H37ZM57 168H58V166H57ZM95 168V167H94ZM130 168V167H129ZM47 169V168H46ZM56 169V168H55ZM107 169V168H106ZM34 170V169H33ZM61 170V169H60ZM94 170V169H93ZM103 170H104V168H103ZM135 170V169H134ZM36 171H37V169H36ZM51 171V170H50ZM58 171V170H57ZM28 172H31V174L32 175H34V171H27V172H23V174H26V173H28ZM34 172V173H33ZM38 172V171H37ZM40 172H41V169H40ZM59 173V172H58ZM131 173H133V171L131 172ZM41 174V173H40ZM32 175H29L28 174V176L30 177V179L32 178L31 176ZM36 175V174H35ZM38 175H39V173H38ZM40 176V175H39ZM131 176H133V175H131ZM36 178H38V177H36ZM43 178V177H42ZM46 178H48V175L46 176ZM51 178V177H50ZM53 178V177H52ZM116 178V177H115ZM44 179H45V177H44ZM109 180H110V178H108ZM34 181H35V179H33ZM39 180V179H38ZM56 180H58L57 178H56ZM46 181H47V179H46ZM52 181H53V179H52ZM59 181V180H58ZM33 181H30V183H32ZM38 183V182H37ZM42 183H44V181L43 182H41V184ZM17 184V183H16ZM19 184V183H18ZM40 184V185H41ZM34 185V184H33ZM36 185V184H35ZM39 185V186H40ZM36 188V187H35ZM49 189V188H48ZM57 189L58 190H60L61 188H58L57 187ZM54 190V189H53ZM78 190H79V188H78ZM77 190V191H78ZM49 191H50V189H49ZM51 192V191H50ZM53 193H55V195H56V197L59 195V192H58V195H57V192L55 191H53ZM41 195V194H40ZM53 195L54 194H51V198H50V200H48V203L49 202H51V201H53V199H54V197H55V195H54V197H53ZM21 197V196H20ZM40 197V196H39ZM38 197V198H39ZM19 198V197H18ZM36 199L37 200V203H38V200H41L42 199V201L44 200V202H45V198L43 199V197H40L39 199ZM47 199V198H46ZM57 199V198H56ZM23 200V206H22V208H25V206H26V204H28V203H30L28 200H27V202L25 203L24 201H26V199H22ZM17 201H19L18 202V204H19V207H20V202H21V199H19V200H17ZM54 202V201H53ZM58 202V201H57ZM25 203V204H24ZM41 203V202H40ZM33 204H36V203H33ZM29 205V204H28ZM76 205V204H75ZM75 205H73V208L72 209H75V213L74 214H76V210H77V212H78V210H79V206L80 205H76V207H75ZM83 205H84V203H83ZM35 206V205H34ZM47 206V205H46ZM77 206L79 207V208H77ZM82 206V205H81ZM70 208V207H69ZM119 208V207H118ZM42 209V208H41ZM81 209V208H80ZM19 210V209H18ZM17 210V211H18ZM32 210V207H31V209H30V211ZM33 210H34V208H33ZM38 211L37 212H39L40 210L39 209H37ZM43 210H45V209H43ZM83 210L85 211V209L83 208ZM82 210V211H83ZM22 211H24V209L22 210V209H20V211H19V213H21V217H25V213L23 212L22 213ZM70 210H67V212H69ZM80 211V210H79ZM33 212V211H32ZM42 213H44L43 211H42ZM66 213V212H65ZM99 213V212H98ZM17 214V213H16ZM15 214V215H16ZM22 214H24L23 216H22ZM47 214V213H46ZM45 214V215H46ZM63 214V213H62ZM69 216H70V212L69 213H67ZM72 214H73V211H72ZM83 214V213H82ZM94 214V213H93ZM37 215H38V213H37ZM44 214H42V216H43V218L45 217V218H48V215L47 216H45ZM96 215H97V213H96ZM18 216V215H17ZM27 216V215H26ZM39 216H41V213H40V215ZM60 216V215H59ZM78 216V215H77ZM66 217H67V215H66ZM96 216H92V213H91V216L89 215H87L86 214V216L84 215V218H83V215H82V218L81 219H79L78 218V222L77 221H75V223L74 224H76L77 225V228L75 229V232H74V234L73 235H71V237H68V235L67 234H65V235H67V238H71V240L73 241V245L74 246H76V247H79V251H80V253H79V255L80 256H82V258L79 260H77L78 261V263L79 264H85V262H87V260H86V257H87V250H89V247H93V248H95L98 252H101V251H105V250H107L108 248L109 249H111V247L112 248H114V247H116V245H120L121 243H123V242H125L127 239H128V233L125 231L126 229H124L123 230V226L122 227H118L119 229L114 233V236H113V238L109 241V242H107L106 240H107V237H103L102 236V234H99V235H97V234H95L94 232H93V230L95 229V226H97V222H95V221H93L91 218H95ZM18 218H19V216H18ZM36 218H37V216H36ZM42 218V219H43ZM57 218H58V221H59V217L57 216ZM97 219H98V217H96ZM22 219H24V218H22ZM22 219H17V221H20L21 222V220ZM27 219V218H26ZM25 219V220H26ZM40 219V218H39ZM50 219V218H49ZM102 219V218H101ZM0 220L2 221V218H0ZM4 220H5V218H4ZM37 220V219H36ZM66 220V219H65ZM1 221H0V226L2 225V223H1ZM24 221V220H23ZM44 221V220H43ZM43 221H41L40 220V222H42L43 223ZM101 221V220H100ZM106 221H107V219H106ZM6 221H4V224L6 225V223H5ZM33 224H31V227H36V225H34V224H36L35 223V219H33ZM49 222V221H48ZM28 223H29V221H28ZM30 223H31V221H30ZM103 223V222H102ZM3 224V225H4ZM45 224H46V222H45ZM34 225V226H33ZM39 225H41V223H39ZM44 225V224H43ZM48 225V224H47ZM46 226L44 225V227L42 226V227H40V229L37 227V229H32V231L31 232H29L30 233V241H31V238H32V241H34L35 239H37L36 241H34V242H32V243H27V242H20V243H18V244H15V245H13V246H8V239L10 238H8L7 239V237L9 236V227H8V225H7V227L6 226H2L1 227V230H2V234H0V236H1V238H0V254L3 252V251H5V254H6V252L8 253V254H6V256H8V257H4L5 259H2L3 260V264H46L45 262L49 259L50 261H51V259H52V257L54 256H57L58 254H59V251H60V253H62V252H64V251H67V249L65 248V246H64V244H62V243H60L61 245L60 246H58V248L55 250L54 249V246H55V243H54V241L52 242L51 240V242H49V241H46V239H45V230H43L44 228H45ZM76 227V226H75ZM5 229V230H4ZM3 230H4V232H3ZM0 233H1V231H0ZM47 237H49L48 235H47ZM95 238V239H94ZM27 239V238H26ZM26 239H25V241H26ZM34 239V240H33ZM48 239H50V238H48ZM47 239V240H48ZM64 239H66V237H64ZM63 239V240H64ZM96 239H98V240H100V241H102L103 243H102V245L99 243L98 244V242H97V244H92V242L93 241H95ZM10 240V239H9ZM66 241V240H65ZM105 241V242H104ZM35 242L37 243L38 242V247H39V249H38V247L36 248V247H34L35 246ZM39 242H40V244H39ZM68 240L66 241V244L65 245H68ZM107 242V243H106ZM64 243V242H63ZM96 243V242H95ZM32 244L34 245V246H32ZM73 245H72V247H73ZM63 248H62V247ZM111 246V247H110ZM205 246V245H204ZM61 247V248H60ZM206 248V247H205ZM211 248V247H210ZM59 249V250H58ZM253 250V249H252ZM259 250H260V248H259ZM205 252H206V250H205ZM210 252H211V250H210ZM9 253H10V255H9ZM4 254V255H5ZM253 254V253H252ZM257 254V253H256ZM260 254V253H259ZM2 255H3V253L1 254V256H0V258L2 257ZM42 255V256H41ZM46 255V256H45ZM52 255V256H51ZM33 256H35L34 258H32ZM48 256H50V258H47ZM217 256V255H216ZM19 257H21V258H24V259H19ZM43 257H45V259H46V261H44V258ZM7 258V259H6ZM9 258V259H8ZM10 258H12L11 259V261L10 262H8L9 260H10ZM32 258V259H31ZM42 259L43 261H38L37 259ZM215 258V257H214ZM258 259H259V255H258V257H257ZM260 258H262L261 256H260ZM256 259V258H255ZM1 260V259H0ZM7 260V261H6ZM205 260V259H204ZM6 261V262H5ZM206 261V260H205ZM204 261V262H205ZM258 261V260H257ZM2 261H0V264H2L1 263ZM48 263L47 264H49V261H47ZM52 262V261H51ZM54 262V261H53ZM256 262V261H255ZM57 263L58 264H62V263H59L58 261H57ZM206 263V262H205ZM208 263V262H207ZM258 264H260V261H258L257 262ZM256 263V264H257ZM54 264H56V262L54 263ZM216 264H217V262H216Z\"/></svg>",
    "mask_w": 264,
    "mask_h": 264
},
{
    "label": "snow or ice",
    "instance_id": "snow-or-ice-1",
    "mask_svg": "<svg viewBox=\"0 0 264 264\" xmlns=\"http://www.w3.org/2000/svg\"><path fill=\"white\" fill-rule=\"evenodd\" d=\"M6 8L12 7L5 5ZM161 7H169L168 5H163ZM174 7H184V8H194L201 9L205 7H215L222 9H237L241 10L247 15L254 13L256 9L259 10L260 19L262 26H264V0H259V4L247 3V4H223V5H213L206 6L200 4L192 5H179ZM247 15L245 18H247ZM245 139L249 142H256L258 140L260 145L261 157L258 162L248 163L242 162L239 167L246 173L250 175L259 174L260 178V223H261V260L260 264H264V91H262L259 100V121L258 126L255 118L247 120L243 123L241 129L238 130V135L234 139ZM85 264H90V262H85ZM130 264H160L159 261H130ZM165 264H193L191 260H172L166 261ZM242 264H256L254 260L244 261Z\"/></svg>",
    "mask_w": 264,
    "mask_h": 264
}]
</instances>
